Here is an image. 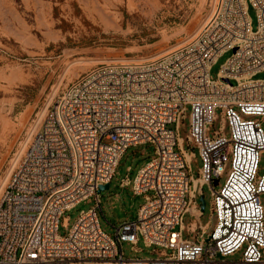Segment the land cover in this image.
Returning <instances> with one entry per match:
<instances>
[{
    "label": "built area",
    "instance_id": "built-area-1",
    "mask_svg": "<svg viewBox=\"0 0 264 264\" xmlns=\"http://www.w3.org/2000/svg\"><path fill=\"white\" fill-rule=\"evenodd\" d=\"M248 5L256 12L255 29ZM230 49L211 77L212 63ZM260 71L264 0H212L200 27L180 44L86 70L46 109L7 175L0 191V264H264V164L258 166L264 78L254 77ZM186 105V145L201 160L197 176L190 169L194 152L178 133ZM218 107L222 121L212 129ZM142 143L154 153L137 169L131 189L144 200L133 218L108 233L99 222L98 186L110 181L129 146ZM128 182L126 176L121 185ZM204 184L215 224L207 231L208 223L199 222L194 237L188 224L184 236V213L194 214V207L197 218L202 214ZM92 195L94 205L60 233L63 212ZM139 237L161 247L153 248L156 256L125 257L123 242L134 245ZM239 250V258H224Z\"/></svg>",
    "mask_w": 264,
    "mask_h": 264
},
{
    "label": "rangeland",
    "instance_id": "rangeland-1",
    "mask_svg": "<svg viewBox=\"0 0 264 264\" xmlns=\"http://www.w3.org/2000/svg\"><path fill=\"white\" fill-rule=\"evenodd\" d=\"M211 1L0 0V191L27 139L65 86L102 60L149 57L180 44L200 27ZM247 13L255 29L254 7L248 5ZM231 52V49L222 52L212 63L211 77L217 76ZM254 77L264 78V71L257 72ZM215 113L212 129L219 128L222 121L219 107ZM189 122L190 106L186 105L178 133L184 147L194 152L190 169L192 175L197 176L201 165L197 148L186 145ZM224 132L228 135L227 126H224ZM153 153L152 144L129 146L119 160L109 187L99 192V222L106 232L113 234L112 225L135 216L144 197L132 192L131 183L137 169ZM263 164L264 152L258 163L260 169ZM228 167L226 164V171ZM126 175L129 183L121 186L119 182ZM224 179L225 172L215 187H219ZM202 190L205 207L198 219L189 211L184 213V236H187L188 224L191 237H194L199 222L208 223L207 231L215 224V215L210 212L211 189L204 184ZM94 203L95 196L92 195L65 210L60 217L59 232L65 233L81 210ZM65 218L68 219L67 226L63 225ZM122 248L128 258L153 257L157 255L153 248L161 249L146 246L141 237L134 245L123 242ZM240 255L241 250L224 258L237 259ZM105 263L112 264L101 261L81 264Z\"/></svg>",
    "mask_w": 264,
    "mask_h": 264
},
{
    "label": "water",
    "instance_id": "water-1",
    "mask_svg": "<svg viewBox=\"0 0 264 264\" xmlns=\"http://www.w3.org/2000/svg\"><path fill=\"white\" fill-rule=\"evenodd\" d=\"M218 181L217 179L214 180V183L216 184ZM109 187V182H105L102 184H99L98 186V192H100L101 190L107 189ZM199 201H200V209L203 210L205 207V199L204 196L200 195L199 196Z\"/></svg>",
    "mask_w": 264,
    "mask_h": 264
},
{
    "label": "bare ground",
    "instance_id": "bare-ground-1",
    "mask_svg": "<svg viewBox=\"0 0 264 264\" xmlns=\"http://www.w3.org/2000/svg\"><path fill=\"white\" fill-rule=\"evenodd\" d=\"M190 210L194 213V216L197 218V215H196V211L194 209V207H191ZM198 219V218H197ZM101 262H109V263H113V264H116L115 262H111V261H107V260H104V261H101ZM76 263H79V262H74L72 264H76ZM81 264V263H80Z\"/></svg>",
    "mask_w": 264,
    "mask_h": 264
},
{
    "label": "crops",
    "instance_id": "crops-1",
    "mask_svg": "<svg viewBox=\"0 0 264 264\" xmlns=\"http://www.w3.org/2000/svg\"><path fill=\"white\" fill-rule=\"evenodd\" d=\"M126 176H127V175H126ZM126 176H125V177H126ZM125 177H124V178H125ZM127 177H128V176H127ZM122 179H123V178H122ZM109 183H110V181H109ZM128 183H129V182H128ZM119 184L121 185V181L119 182ZM125 185H127V184H125ZM125 185H121V186H125ZM136 212H137V211H136ZM123 220H124V219H123ZM105 264H106V263H105ZM112 264H113V263H112Z\"/></svg>",
    "mask_w": 264,
    "mask_h": 264
}]
</instances>
